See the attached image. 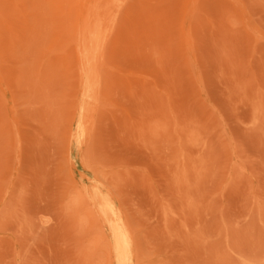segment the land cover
Returning a JSON list of instances; mask_svg holds the SVG:
<instances>
[{
	"label": "rangeland",
	"instance_id": "rangeland-1",
	"mask_svg": "<svg viewBox=\"0 0 264 264\" xmlns=\"http://www.w3.org/2000/svg\"><path fill=\"white\" fill-rule=\"evenodd\" d=\"M0 264H264V0H0Z\"/></svg>",
	"mask_w": 264,
	"mask_h": 264
},
{
	"label": "bare ground",
	"instance_id": "bare-ground-1",
	"mask_svg": "<svg viewBox=\"0 0 264 264\" xmlns=\"http://www.w3.org/2000/svg\"><path fill=\"white\" fill-rule=\"evenodd\" d=\"M82 133H83L82 131L79 133L80 137L82 136ZM109 208H110V206L106 202H104L102 204L103 212H107V210ZM112 232H114V231L112 230ZM113 248L115 250L116 259L118 261L124 263V261L127 259V256L129 254L130 241H129V238H128V235L126 234V232L121 228L119 230H116V233H115L114 238H113Z\"/></svg>",
	"mask_w": 264,
	"mask_h": 264
}]
</instances>
